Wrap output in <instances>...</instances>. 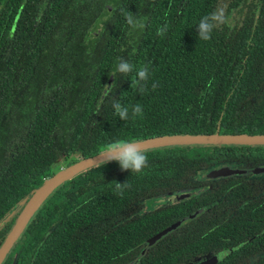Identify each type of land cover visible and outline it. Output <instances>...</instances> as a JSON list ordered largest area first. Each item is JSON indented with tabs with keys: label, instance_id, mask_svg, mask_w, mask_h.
<instances>
[{
	"label": "trees",
	"instance_id": "trees-1",
	"mask_svg": "<svg viewBox=\"0 0 264 264\" xmlns=\"http://www.w3.org/2000/svg\"><path fill=\"white\" fill-rule=\"evenodd\" d=\"M130 12L142 29L127 23ZM213 12L223 22L199 39L196 26ZM119 57L133 73L112 76ZM141 65L142 94L131 86ZM115 100L139 103L142 115L120 119ZM215 132L264 134V1L0 0V221L16 208L0 245L22 201L62 166L118 138ZM219 150L161 146L145 149L140 173L117 162L84 170L43 201L1 264H191L215 243L210 233L171 230L148 244L170 208L139 210L197 185ZM116 181L130 187L117 194Z\"/></svg>",
	"mask_w": 264,
	"mask_h": 264
},
{
	"label": "flooded vegetation",
	"instance_id": "flooded-vegetation-1",
	"mask_svg": "<svg viewBox=\"0 0 264 264\" xmlns=\"http://www.w3.org/2000/svg\"><path fill=\"white\" fill-rule=\"evenodd\" d=\"M263 1L254 0L255 3ZM228 23L233 25L234 21L229 18ZM210 146L221 148L215 152L219 158L212 160L206 170L198 171L194 177L197 185L147 199L143 205L155 200L156 206L139 211L170 208V213L164 215L166 223L162 228L169 230L161 236L180 229H201L210 233L215 243L212 245L209 241L210 248L204 254L193 255L186 262L197 264L224 253L214 264H264V144ZM224 170L225 173L214 174ZM179 193L185 195L175 199ZM200 218L204 222H194ZM182 220L185 221L175 226Z\"/></svg>",
	"mask_w": 264,
	"mask_h": 264
},
{
	"label": "water",
	"instance_id": "water-1",
	"mask_svg": "<svg viewBox=\"0 0 264 264\" xmlns=\"http://www.w3.org/2000/svg\"><path fill=\"white\" fill-rule=\"evenodd\" d=\"M140 146L145 149H151L161 146L171 145H188V144H264V134H219L218 132L210 134H167L156 137H150L143 140H138ZM102 151V150H101ZM101 151L97 154L82 158L72 164L65 167H61L53 175L45 178L43 182L36 187L28 197H26L22 204L21 211L16 217L11 229L4 238L0 245V264L7 255L9 249L12 247L16 239L19 237L27 222L39 208L43 201L63 182L72 179L77 174L84 170L93 167L104 159V156L100 155ZM224 171H218L214 174H222ZM213 174V173H211ZM175 199L183 197L185 193H179ZM16 208H13L8 214H6L0 221L2 224L7 220L14 212ZM185 220L179 221L175 226H178ZM169 228L163 229L160 232L154 234L148 239V243H153L157 238L163 235ZM224 253H218L206 260L197 264H214L223 257Z\"/></svg>",
	"mask_w": 264,
	"mask_h": 264
},
{
	"label": "clouds",
	"instance_id": "clouds-1",
	"mask_svg": "<svg viewBox=\"0 0 264 264\" xmlns=\"http://www.w3.org/2000/svg\"><path fill=\"white\" fill-rule=\"evenodd\" d=\"M127 23L133 28H143L144 22L141 19L134 20V14L131 12L126 16ZM223 22L222 13L218 14L213 12L210 15H205L199 21L197 27L198 38L203 40L211 39L213 29ZM167 31V25L157 29V35L163 36ZM134 65L129 60H124L123 57L118 58L115 71L112 76L116 77L117 73H124L126 76L133 73ZM149 79V66L141 65L135 69V75L131 76V86L139 93H144L147 90V81ZM157 85L153 83L152 88L155 89ZM109 95L105 92V96ZM115 114L126 122L130 118L135 119L137 116L142 115V106L136 104H123L120 100H115L112 104ZM100 155L104 156L101 163L108 164L117 162L121 170H131L132 173H140L148 165V155L146 151L140 146V142L132 138H118L103 147ZM130 187L126 182L120 183L116 181L115 190L117 194L122 195L123 189Z\"/></svg>",
	"mask_w": 264,
	"mask_h": 264
},
{
	"label": "rangeland",
	"instance_id": "rangeland-1",
	"mask_svg": "<svg viewBox=\"0 0 264 264\" xmlns=\"http://www.w3.org/2000/svg\"><path fill=\"white\" fill-rule=\"evenodd\" d=\"M103 150V149H102ZM57 165V164H56ZM63 167V166H62ZM156 201L155 200H150L144 203L143 208H141V210H148V209H152L156 206Z\"/></svg>",
	"mask_w": 264,
	"mask_h": 264
}]
</instances>
